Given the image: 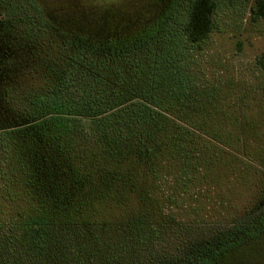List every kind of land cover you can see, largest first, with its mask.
Returning a JSON list of instances; mask_svg holds the SVG:
<instances>
[{
    "label": "trees",
    "instance_id": "16d2710c",
    "mask_svg": "<svg viewBox=\"0 0 264 264\" xmlns=\"http://www.w3.org/2000/svg\"><path fill=\"white\" fill-rule=\"evenodd\" d=\"M25 5L36 27L57 44L42 48L40 60L35 48L25 53L26 60L40 62L41 70L33 65L40 74L32 82L37 88L25 94L26 106L14 110L13 122L0 121V129L9 131L2 149L14 161L3 179L17 185L0 187V264H55L63 231L53 233L60 228L143 236L155 194L177 176L186 186L194 180L201 191L213 188L221 196L248 187L250 178L261 183L243 219L158 264H247L248 253L252 264H264V89L243 93L230 81L206 88L197 82L193 91L180 93L184 81L171 67L183 62L173 61L167 45L174 0ZM217 7V0H189L183 39L205 41ZM14 9L10 0H0V25L18 15ZM252 15L264 18V0H254ZM24 56L0 32L1 107L11 102L3 60L22 62ZM177 106L183 108L174 111ZM12 134L20 138L14 141ZM19 204L27 208L9 209ZM127 218L129 231H117Z\"/></svg>",
    "mask_w": 264,
    "mask_h": 264
},
{
    "label": "rangeland",
    "instance_id": "374dc122",
    "mask_svg": "<svg viewBox=\"0 0 264 264\" xmlns=\"http://www.w3.org/2000/svg\"><path fill=\"white\" fill-rule=\"evenodd\" d=\"M10 1L16 7L14 11L18 15L6 17L0 25V32L8 45L21 50L23 56L33 48L39 53L42 48H49V45L56 46L57 40L50 36L49 31L36 27L32 22V14L27 9L25 0ZM174 1L176 8L169 24L171 34L167 45L170 46L171 56L177 60L173 61L183 62L177 70L176 66L171 67L175 79L184 81L181 84L184 89L180 93L186 95L193 91L192 84L197 82L205 87L209 83L222 81L226 85L230 81L235 89L240 88L243 93L264 89V63L260 62L264 58V18L253 17L254 0H217L218 7L213 16L214 29L205 41L197 44L189 43L182 37L181 21L186 15L189 0ZM178 49H184L187 56L178 57ZM41 57L44 54L39 53L36 59L40 60ZM36 62L26 60L25 56L22 62L6 61L4 58V71L9 75L2 82L9 89L11 102L5 107L0 106L2 123L13 122L14 110L26 106L23 101L25 94L37 88L32 85L40 77L33 70V65L38 66ZM252 107L255 109V106ZM181 108L183 107L177 106L174 111ZM8 132L0 129V187L6 188L8 184V189L11 190L16 189L17 185L3 179L5 172L11 174L14 166L13 159L2 149V139ZM11 137L14 141L20 138L17 134H12ZM184 180L186 179L177 176L171 179L170 185L163 183L155 194L157 205L146 208L149 219L143 221V236L131 235L125 239L110 229L89 226L83 232L77 227L54 231L53 234H61L63 231L60 235L61 251L57 252L60 256L54 257L55 264H80L81 260L83 264L164 262L180 249L202 244L243 219L245 209L252 202L256 203L259 195L257 188L261 183L258 178H250L248 180L251 185L248 187L235 188L228 195L221 196L213 188H203L201 191L199 185L193 183L194 180L189 181L190 185L186 186L183 184ZM15 208L27 207L19 204L11 205L9 209ZM129 219L120 222L117 231H129L128 226L132 225ZM69 235L71 236L68 237ZM82 240H87L88 244L81 246ZM27 248L24 250H28ZM249 255L251 254L248 253L246 262L252 264L254 261ZM262 256L264 257V253Z\"/></svg>",
    "mask_w": 264,
    "mask_h": 264
}]
</instances>
